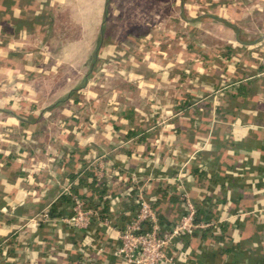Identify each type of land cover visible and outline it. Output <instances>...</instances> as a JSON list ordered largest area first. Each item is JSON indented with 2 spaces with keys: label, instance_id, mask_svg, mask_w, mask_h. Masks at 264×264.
I'll use <instances>...</instances> for the list:
<instances>
[{
  "label": "crops",
  "instance_id": "obj_1",
  "mask_svg": "<svg viewBox=\"0 0 264 264\" xmlns=\"http://www.w3.org/2000/svg\"><path fill=\"white\" fill-rule=\"evenodd\" d=\"M14 1L0 0V264H124L139 189L164 229L184 196L211 223L172 264H264V0ZM67 186L101 220L63 225Z\"/></svg>",
  "mask_w": 264,
  "mask_h": 264
},
{
  "label": "built area",
  "instance_id": "obj_2",
  "mask_svg": "<svg viewBox=\"0 0 264 264\" xmlns=\"http://www.w3.org/2000/svg\"><path fill=\"white\" fill-rule=\"evenodd\" d=\"M97 175L103 172L101 161L93 166ZM63 194L71 200V213L59 217V221L66 226L87 229L93 221L101 220L98 210L93 209L87 200L74 195L69 187H65ZM184 212L167 229L162 228L158 213L147 196L139 189L137 195V209L133 218L117 230L119 245L113 254L124 264H172L168 249L182 235H193L207 228L210 222L196 218L193 202L186 196ZM43 222L51 220L48 210H44L37 218Z\"/></svg>",
  "mask_w": 264,
  "mask_h": 264
},
{
  "label": "rangeland",
  "instance_id": "obj_3",
  "mask_svg": "<svg viewBox=\"0 0 264 264\" xmlns=\"http://www.w3.org/2000/svg\"><path fill=\"white\" fill-rule=\"evenodd\" d=\"M152 4H154V3H152V1L151 2L145 1L143 3H140V4L136 5L135 8H136V11L138 13H140V12H147L149 9L152 8L150 6ZM172 24H174V23H172ZM207 26H208V29L211 30V31H213V32L220 31V28H219L220 26H218L217 24H212L211 23V24H208ZM80 45L81 44H79V46L77 47L76 51H73L74 52L73 53V60H74V62L79 61L80 58H81V54H82L83 51L81 50ZM78 68H79V65L74 66L71 69H68L67 68L66 70H65V68H62V69L61 68H57V69L58 70L60 69L61 74H62L61 77H70L71 75H72L71 77H73V74L77 75V76H74V77H81V74L83 73V70L77 71Z\"/></svg>",
  "mask_w": 264,
  "mask_h": 264
},
{
  "label": "trees",
  "instance_id": "obj_4",
  "mask_svg": "<svg viewBox=\"0 0 264 264\" xmlns=\"http://www.w3.org/2000/svg\"><path fill=\"white\" fill-rule=\"evenodd\" d=\"M20 1V0H19ZM39 1V4L42 6V7H44V5L46 4V0H38ZM213 2H215V3H213ZM18 3H20V2H18V0H16V1H14L13 2V5L14 6H16V5H18ZM22 6H29V7H31V6H35L32 2H24L23 0H22ZM209 7L211 6H214V4H220V1L218 2V0H216V1H214V0H212V1H210L209 3ZM217 6V5H216ZM11 7H13L12 5H11ZM15 21H16V18L14 17L13 18ZM76 99V98H75ZM85 186H86V188L87 189H89L91 192H94V193H96V194H103V189L99 186V185H97V184H94V183H86L85 184ZM73 193V192H72ZM76 196H78V195H76ZM101 196V195H100ZM86 198H88V197H86ZM149 201H150V203H152L151 202V200L149 199ZM88 204H89V202H88ZM53 210L52 209H50V210H48V212H49V215L50 216H52V212ZM133 217H131V219H132ZM196 218H198L197 217V213H196ZM228 264H235V263H228Z\"/></svg>",
  "mask_w": 264,
  "mask_h": 264
}]
</instances>
